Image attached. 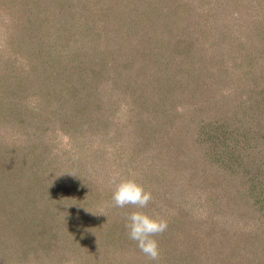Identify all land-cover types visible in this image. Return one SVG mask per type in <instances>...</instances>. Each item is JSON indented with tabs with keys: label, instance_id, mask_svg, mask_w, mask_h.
Returning <instances> with one entry per match:
<instances>
[{
	"label": "rangeland",
	"instance_id": "1",
	"mask_svg": "<svg viewBox=\"0 0 264 264\" xmlns=\"http://www.w3.org/2000/svg\"><path fill=\"white\" fill-rule=\"evenodd\" d=\"M260 21L264 0H0V264H174L179 247L167 239L178 244L191 195L205 198L227 180L183 149L186 162L166 150L180 164L162 174L167 153L150 137L171 127L208 142L202 132H224L231 146L246 131L259 105L237 64L264 47L247 28ZM29 57H40L34 71L48 66L27 87L9 83L19 72L10 62ZM256 65L264 75V59ZM81 87L96 91L93 101L79 98ZM96 99L108 102L102 123ZM18 114L26 124H14ZM241 145L231 149L235 163L249 158ZM129 175L152 193L143 211L168 224L155 237L156 261L127 235L131 206L111 201L114 183ZM42 179L43 187L68 181L55 188H67L63 200L55 189L40 200Z\"/></svg>",
	"mask_w": 264,
	"mask_h": 264
},
{
	"label": "trees",
	"instance_id": "2",
	"mask_svg": "<svg viewBox=\"0 0 264 264\" xmlns=\"http://www.w3.org/2000/svg\"><path fill=\"white\" fill-rule=\"evenodd\" d=\"M103 1H106L107 4H110L111 2V0ZM2 16L3 15L1 14V17ZM166 27L167 29L170 28L169 25H166ZM247 28L252 32L250 35L253 36L252 38L254 39L252 42L264 43L262 39L264 38V31H260L261 28L264 30V22L260 21V23H256L254 28ZM246 32L248 33V31ZM256 51L258 55L255 57V53H252L253 60L250 61L247 57L248 60L245 64H237L241 71H244V75L248 76L246 82L252 84L253 91L249 95L250 98L252 99L254 96L256 99L255 103L259 105L258 110L256 112L254 111V116L251 114L252 123L247 127L250 128L252 132H248L247 128L243 134H238L237 132L234 137H230V139H235L231 146H228L229 142L225 139L226 136L224 132L219 135L215 134L213 131L202 132L203 135L205 134L204 139L208 140L209 144H206L208 142H203V139L200 138L201 133H198V136L196 137H194L193 133L185 135L181 133L182 136H177L176 133L178 130L171 131V127H169V129L166 128L161 130L155 138L150 137L151 142H160L156 145L158 151L161 153H167V150L170 155L173 156L172 151L174 149L181 150L177 157H181L184 162L187 161V157L183 154L184 150H188L194 154L191 156L193 159H196V155H198V157H204L210 162V164H216V168H220L221 170L219 174H222L227 180L224 184L219 186L220 188H215V192L212 195L209 194L205 198V191L199 193H197L198 191L193 192L191 195V198L195 197L191 202L193 209L188 211L187 218H184L185 221L183 222H187L186 227L184 226L179 229L180 237L178 238V244L167 239L171 245V249L179 247V254L175 257L174 264H182V262L189 264H264V144H257V141L264 139V108L262 107L264 106V75L261 71H258L259 73H257L259 67H256L258 66L256 65L257 60L264 59V47L256 48L254 52ZM39 59L40 57L38 59L35 57H29L22 65L14 60L10 62V66L8 65L7 67L10 68L17 66L19 72L9 75V83L15 86L22 85V87H27L29 82L34 83V79L38 76L41 68L48 66L45 62L40 69L38 68L34 71ZM62 59L63 61L65 60V58ZM48 63L51 65L50 61ZM257 74L259 76L261 75L260 78L257 77ZM11 76L12 78L10 79ZM72 77H75L74 72ZM80 81L82 82V80ZM77 88L78 86L76 84V88L74 89ZM82 89L84 88L81 87V91L77 93L79 98L87 97L85 98L86 100L82 99V102L84 100L87 102L88 99L93 101V95L96 97V91L91 90V93L90 90L89 92L86 91V87L84 90ZM73 96L75 98L77 97V95H71V97ZM17 97L22 98L19 94ZM96 101L99 115H101L98 120L101 121L106 113L105 111L102 113V110H104L102 105H106L108 102L101 104V101L98 103V99H96ZM23 107L22 113L25 115V112L28 109L26 108V104H24ZM54 107L55 105L51 107L52 112L53 110L63 108L59 106ZM24 115L21 116L18 114L16 117L17 120L15 121L14 119L15 122L10 121L11 119L9 118L8 119L10 122H14V124L19 122L22 126L27 123V119ZM27 118L33 117L29 116ZM102 122L103 121H101V123ZM254 122H256V124ZM257 129L258 131H256ZM249 134H251L252 137H250L251 135ZM149 136L147 137L149 138ZM243 137L244 140L239 139ZM262 141L264 142V140ZM241 143L242 145L239 147V150H245V155L249 158L244 160V162L241 161L242 163H235L233 161L234 153H232L231 149ZM216 146H220V148L216 150V148H214ZM235 150L237 149L235 148ZM170 155L168 153L161 154V156L165 157L167 161L161 167L163 168L161 171L162 174L164 172L170 173L172 170H176L174 167L180 164L177 163L176 159H173L172 157L170 158ZM161 168L159 169L161 170ZM198 172L203 171L201 169ZM205 174L210 178L212 172H207ZM197 175L200 177L199 174ZM200 179L199 181L201 182ZM202 179V181H205V184H211L209 179H204V177ZM39 183L42 188L40 200H43V198L48 200L49 195L51 201L53 200L52 196H50L52 190L57 188L60 184L66 185L68 181L63 179L59 183L58 179H56V181L55 179H50L44 187L43 179L39 181ZM190 184H194L195 186L194 181H191ZM28 186L29 188L27 192H32V189L35 186V180H30ZM45 188H50L51 192H48V189ZM63 189L66 190L67 188L61 187V189H55L53 197L56 202H59L60 199L63 200V196H65V191ZM69 194L70 193H67L66 196ZM182 200H184V197ZM203 202L205 203L204 212L199 209L198 205V203H200V206L202 207ZM217 202L219 203L217 204ZM191 255L194 258H191Z\"/></svg>",
	"mask_w": 264,
	"mask_h": 264
},
{
	"label": "clouds",
	"instance_id": "3",
	"mask_svg": "<svg viewBox=\"0 0 264 264\" xmlns=\"http://www.w3.org/2000/svg\"><path fill=\"white\" fill-rule=\"evenodd\" d=\"M151 200V191L145 189L135 179L134 175L120 178L118 182L114 183L111 195L113 206L118 208L131 206L133 209L127 214L124 225L129 239L136 243L143 254L156 261L159 258L160 251L155 237L163 233L168 224L166 220L159 219L143 211Z\"/></svg>",
	"mask_w": 264,
	"mask_h": 264
}]
</instances>
